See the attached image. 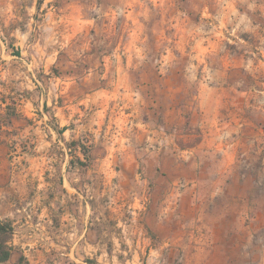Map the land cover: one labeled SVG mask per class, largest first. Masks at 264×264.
<instances>
[{
	"label": "rangeland",
	"instance_id": "374dc122",
	"mask_svg": "<svg viewBox=\"0 0 264 264\" xmlns=\"http://www.w3.org/2000/svg\"><path fill=\"white\" fill-rule=\"evenodd\" d=\"M16 49L46 54L0 62L13 258L264 264V0H0V51ZM215 200L235 242L211 235Z\"/></svg>",
	"mask_w": 264,
	"mask_h": 264
},
{
	"label": "crops",
	"instance_id": "0c3cea01",
	"mask_svg": "<svg viewBox=\"0 0 264 264\" xmlns=\"http://www.w3.org/2000/svg\"><path fill=\"white\" fill-rule=\"evenodd\" d=\"M45 54H46L45 52L39 51V50H35L34 52H32V51H25L26 59H30V58H32L34 60H35V58L42 59L43 57H45ZM25 55H24V51L23 50H18V49H16V51L1 50L0 51V62H2L3 65H9V64H11L12 67H13V65H15L14 68L17 69V73H18V71L20 69L19 67L27 68V67L24 66L26 63H25V57H23V56H25ZM6 59H7V61H5ZM41 64H42V61H41ZM4 69L7 72V67H5ZM26 73H27V69H26ZM3 74H4V72H2L1 75H3ZM4 75L6 76L7 74H4ZM18 76H19V74H18ZM20 84H26V81H22ZM212 134H214V132H210L209 133V136H207L205 138L206 147H207L205 149L206 152L209 153L210 150L215 151V152H219V153L220 152H224V148L221 147L219 145V143H217V137H214ZM209 165L212 166L211 163H208V166ZM217 192L218 191L215 190L212 193V196L211 197L217 196V194H218ZM251 195L252 194H250V196ZM245 197L246 196H244L243 199H241V197L239 195H236V197L235 196H232V197H228V198L232 202V205L235 207V204H236V206H238L239 205V202H244L245 201V199H244ZM247 199L249 200V198H247ZM211 201H213V199ZM222 208L223 207L219 204L218 200H215L214 201V206H213V208H211V210L214 209L216 213H213L211 215H214L217 219L219 218L218 221L220 222V225L215 224V225H213V227L212 226L211 227L209 226L210 227V230L212 228V234L211 235L213 236L214 231L216 232V228L217 227L223 225V226H225V228L227 230V231L224 232V233H226L225 234L224 242H226V243L230 242L228 239H229V237L231 235L233 237V242H235V240H234V238L236 237L235 234H238L239 233V229L240 228L238 227L236 230L234 228H232L231 230L227 229L226 222H223V220H221L223 217H225ZM201 211H202L201 214H202L203 217H206L207 219H208L209 216L211 217V215L209 213H212V211L211 212H208V207H205V206L201 207ZM255 213H264V210L262 211V210L259 209V210L255 211ZM233 214H234L233 217L235 218V213H233ZM239 215H241V214L240 213H236V217H237L238 220H239ZM227 218H228V215H226V219ZM253 220H261V216L260 215H257L256 217L253 218ZM12 223H13V226H14V229H15V232H16V223L13 222V221H12ZM223 226H222V229L224 230V227ZM231 231H232V233H230ZM253 232H255L254 229H253ZM14 242L15 241L12 239V244L14 246V250H16L17 248L24 249V247H22L23 244H20L19 243V245H15ZM231 246L233 247L234 244H231ZM13 254H14V252H13ZM13 254H12L11 258L7 262L1 263V264H15L16 261H17V258H13L14 257ZM23 256L26 257V259H27V261L29 263V260H28L27 256L25 255V251L23 253Z\"/></svg>",
	"mask_w": 264,
	"mask_h": 264
},
{
	"label": "trees",
	"instance_id": "16d2710c",
	"mask_svg": "<svg viewBox=\"0 0 264 264\" xmlns=\"http://www.w3.org/2000/svg\"><path fill=\"white\" fill-rule=\"evenodd\" d=\"M5 113L0 115V126L10 127L11 126V119L12 115L9 113L10 107L8 105L5 106ZM66 128H55L54 130L58 134L59 138L62 139V134ZM63 140V139H62ZM65 146L67 147L68 151L77 150L79 149L80 154L83 156L84 160L80 157L75 158V163L80 167V169L85 170L88 167V159H89V151L86 149L84 145L79 143L78 141H71L66 142ZM70 166L74 164L71 160L69 161ZM15 229L11 220L8 219H1L0 218V264L7 262L13 252L14 246L12 244V239L14 235ZM15 264H29L26 257L20 255Z\"/></svg>",
	"mask_w": 264,
	"mask_h": 264
}]
</instances>
